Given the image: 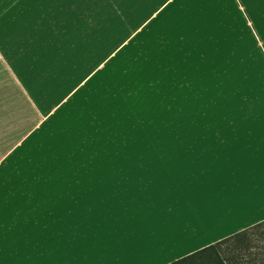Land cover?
<instances>
[{"label":"crops","instance_id":"obj_1","mask_svg":"<svg viewBox=\"0 0 264 264\" xmlns=\"http://www.w3.org/2000/svg\"><path fill=\"white\" fill-rule=\"evenodd\" d=\"M262 217L264 0H0V264H170Z\"/></svg>","mask_w":264,"mask_h":264},{"label":"snow or ice","instance_id":"obj_2","mask_svg":"<svg viewBox=\"0 0 264 264\" xmlns=\"http://www.w3.org/2000/svg\"><path fill=\"white\" fill-rule=\"evenodd\" d=\"M70 10L76 11L75 5H71ZM250 23L255 26V20L250 21ZM261 219L264 220V217ZM243 228L247 230L244 231ZM243 228L234 230V232H239V235L226 233L224 237L220 238L222 243L218 247L222 252H225V254L250 253L257 236L264 242V222L253 221L251 224L244 225ZM229 264H232V262L229 261ZM249 264H252V262H249Z\"/></svg>","mask_w":264,"mask_h":264},{"label":"trees","instance_id":"obj_3","mask_svg":"<svg viewBox=\"0 0 264 264\" xmlns=\"http://www.w3.org/2000/svg\"><path fill=\"white\" fill-rule=\"evenodd\" d=\"M264 222V221H262ZM245 229L244 231H246ZM240 233L237 232L234 235H239ZM221 240L211 244L207 247H204L200 250H197L183 258H180L170 264H228L227 260H235V258H226L222 256L220 251L218 250V245L221 244Z\"/></svg>","mask_w":264,"mask_h":264},{"label":"rangeland","instance_id":"obj_4","mask_svg":"<svg viewBox=\"0 0 264 264\" xmlns=\"http://www.w3.org/2000/svg\"><path fill=\"white\" fill-rule=\"evenodd\" d=\"M218 250L222 256L226 258H235V260H230L232 264H249V262H252V264H264V242L261 241L259 236H257L256 240L253 242L252 251L250 253L237 252L225 254L219 247ZM226 261L229 264V260L226 259Z\"/></svg>","mask_w":264,"mask_h":264}]
</instances>
